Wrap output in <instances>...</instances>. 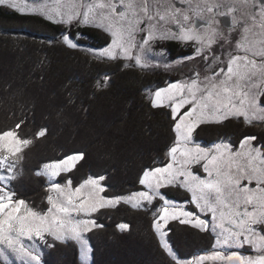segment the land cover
Instances as JSON below:
<instances>
[{
  "label": "snow or ice",
  "instance_id": "obj_1",
  "mask_svg": "<svg viewBox=\"0 0 264 264\" xmlns=\"http://www.w3.org/2000/svg\"><path fill=\"white\" fill-rule=\"evenodd\" d=\"M181 2L188 7H177L175 0H0V6L18 14L39 15L66 29L91 26L101 30L106 35L100 49L86 46L81 32L62 30L58 41L98 59L130 61L124 67L142 71L158 67L170 71L193 60L203 62L205 68L202 74L193 67L191 75L152 93L153 108L170 109L174 141L162 166L141 170L138 182L145 190L129 196L104 195L106 177L99 174L89 175L75 187L71 175L57 182L62 174L87 162L89 153L80 148L44 163L36 172L48 180L47 208L38 210L17 198L13 187L24 150L33 141L18 135L21 124L0 132V257L6 262L14 256L21 264H41V246H52L48 237L77 241L87 261L91 249L85 233L103 227L92 214L129 204L133 209L152 206V226L160 246L177 264H264V0H205L195 9L189 0ZM222 8L227 11H219ZM226 14L232 16L228 32H236L238 38L219 29L218 16ZM197 19L204 23L198 26ZM166 41L191 45L192 51L169 62L166 49H154ZM218 43L219 52L213 48ZM107 84V76L97 81V87ZM74 95L69 90L64 103L74 105ZM56 115L65 122L63 108ZM233 122L244 129L238 146L226 134L210 146L195 139L206 126L227 128ZM257 127L261 131H250ZM47 132L48 128H41L36 136L45 137ZM170 188L183 189L190 198L169 199L162 189ZM157 200L162 202L158 208ZM188 205L195 210H188ZM174 221L211 232L213 250L180 261L169 243ZM117 227L126 231L130 226L120 223ZM245 247L254 254L239 251Z\"/></svg>",
  "mask_w": 264,
  "mask_h": 264
},
{
  "label": "trees",
  "instance_id": "obj_2",
  "mask_svg": "<svg viewBox=\"0 0 264 264\" xmlns=\"http://www.w3.org/2000/svg\"><path fill=\"white\" fill-rule=\"evenodd\" d=\"M62 30L66 27L41 16L18 14L0 6V132L21 124L18 135L33 141L24 150L13 187L17 198L38 210L47 207V177L36 175L44 163L85 148L87 162H80L57 181L71 175L75 186L89 175H104L105 195H125L142 189L138 182L141 170L164 161L174 141L170 109L153 108L146 93L151 86L165 84L171 75L124 67L123 60L94 58L80 49L67 48L59 39L50 44L47 37H58ZM77 32L84 34V42L88 38L95 43L105 41L106 34L93 27H78L72 34ZM183 53L177 49L173 55ZM105 76L107 87H97V81L103 82ZM69 90L75 93L74 105L64 103ZM60 108L65 111V122L57 118ZM45 127L46 136H36ZM243 130L237 122L227 128L206 126L195 139L207 146L226 134L236 146ZM162 191L178 202L190 198L183 189ZM152 209L121 204L92 214L103 227L86 233L92 250L90 264H177L160 246L152 226ZM120 223H127L129 229L119 230ZM171 225L169 243L178 258L212 248L215 240L211 232L175 221ZM48 242L52 246H44L42 264H86L74 241L48 237ZM0 264L11 262L0 260Z\"/></svg>",
  "mask_w": 264,
  "mask_h": 264
},
{
  "label": "flooded vegetation",
  "instance_id": "obj_3",
  "mask_svg": "<svg viewBox=\"0 0 264 264\" xmlns=\"http://www.w3.org/2000/svg\"><path fill=\"white\" fill-rule=\"evenodd\" d=\"M203 1V0H202ZM153 2H155V0H153ZM162 2H166V0H162ZM216 2H230V0H217ZM175 3H176V6L177 7H181V8H186L188 7V4L186 3H182L181 0H175ZM205 3V0L201 3V6ZM196 7H194L193 9H195ZM219 11H227L226 9H220ZM227 17L228 19V23L229 25H225L224 24V19ZM218 20L220 21L219 25L222 27V29H224L225 31H228V29L231 27V21H232V16L231 15H223V16H218ZM204 23V21L200 20V19H197L196 20V24L199 26L200 24ZM87 27H91V26H87ZM172 27L175 29L176 26L175 25H172ZM78 27H73L71 29H66L67 31H70L71 33H73ZM61 34L58 36V37H52V36H48V37H51L52 39L51 40H58L60 38ZM237 36V35H236ZM47 37V39H48ZM84 42V41H83ZM94 43V44H92ZM84 44L86 46H89V47H92V48H95V49H100L102 47L105 46V41L102 40V42L100 43H95L93 42L90 38L87 39V41L84 42ZM174 45V46H173ZM154 49L156 51H160L161 49H166L167 50V54H168V57H169V60H175L179 57H183V56H186L188 55L191 51H192V47L191 45L189 46H185L184 44L180 43V42H177V41H166L164 43H160V44H156L154 45ZM181 50L183 51L184 53L183 54H178V55H173L174 52H176V50ZM102 60H106V59H102ZM132 63V62H131ZM180 66H183L180 65ZM193 67H197L196 65H192V68ZM139 68V67H138ZM149 71V70H147ZM151 71H160L162 74H169L171 75V78H169V82L175 80V76L173 74V72H169V71H165L163 67H158V68H155ZM192 72L190 69H185L183 67V76L182 78H184V75H191ZM180 77V76H179ZM179 77L176 76V80L179 79ZM166 81V83L168 82ZM164 84H157V85H154V86H151L149 89L153 88L155 90V88L159 87V86H163ZM218 141V140H217ZM215 141V142H217ZM214 142H212L211 144H213ZM210 144V145H211ZM238 146V144L236 145ZM254 186V185H253ZM237 250V249H236ZM239 251H241L243 254H254L251 252L250 249H248L247 247H245L244 249H239Z\"/></svg>",
  "mask_w": 264,
  "mask_h": 264
},
{
  "label": "rangeland",
  "instance_id": "obj_4",
  "mask_svg": "<svg viewBox=\"0 0 264 264\" xmlns=\"http://www.w3.org/2000/svg\"><path fill=\"white\" fill-rule=\"evenodd\" d=\"M204 1V0H203ZM202 0H189V2L191 3V5H192V7L194 8V7H196L197 5H201V3L203 2ZM217 0H208V2L209 3H215ZM29 2H31V0H29ZM35 15V14H34ZM37 16H39V15H37ZM219 27V29L220 30H222L224 33H225V35H227V36H229L230 38L231 37H236V38H238L236 35H237V33L236 32H232V33H229L228 31H225L224 29H222V27L219 25L218 26ZM23 34H26V33H23ZM222 42V41H221ZM230 43H232L233 44V46H234V39H230ZM213 48H214V50H216L217 52H219V43L217 44V45H214L213 46ZM81 50V49H80ZM83 52H85V53H87L86 51H84V50H82ZM156 51V50H155ZM158 52V51H157ZM87 54H89V53H87ZM90 55V54H89ZM92 56V55H91ZM94 57V56H93ZM94 58H96V57H94ZM173 61V60H172ZM123 62H124V64L125 63H131L130 61H124L123 60ZM155 62V61H154ZM169 62H171V60H169ZM192 65H196L197 67H198V69L202 72V74H203V72L205 71V68H204V64H203V62H201V61H199V60H193V61H191V62H187L186 64H183V66H180V65H176L172 70H170L169 72H173V74H174V76H175V80H176V76L177 77H179V79H182V76H183V67L185 68V69H190V70H192L193 68H192ZM146 70H149V71H151V70H153V69H146ZM174 81V80H173ZM169 82V81H168ZM167 82V83H168ZM108 83H109V81H108ZM167 83H165L163 86H159V87H165L166 85H167ZM158 88V87H157ZM157 88H155V90L157 89ZM154 92V89L153 88H151V89H147L146 90V93H147V96L149 97V99L151 98V96H152V93ZM171 146V145H170ZM207 146H210V145H207ZM167 159V158H166ZM166 159L164 160V161H161V162H158L156 165H154V166H162L163 165V162H166ZM51 162V161H50ZM86 179V178H85ZM84 180V179H83ZM82 180V181H83ZM81 181V182H82ZM58 182V181H57ZM63 182H65V181H63ZM63 182H60V183H63ZM80 182V183H81ZM75 186H78V184L77 185H75ZM75 186H73V187H75ZM45 187H46V189H47V184L45 185ZM143 190H145L144 189V187L142 186V189H139V190H136V191H133V192H130V193H127V194H125V195H119V196H129V195H131L132 193H134V192H137V191H143ZM104 195H105V193H103ZM47 195H48V192H47ZM47 195H46V197H45V199H46V201H47ZM189 196H190V194H189ZM175 201V200H174ZM154 202H156V201H154ZM157 202H158V205H155L157 208L159 207V204L160 203H162V202H160V201H158L157 200ZM178 202V201H177ZM127 205H129V204H127ZM129 206H131V205H129ZM146 207H150V206H146ZM47 208V207H46ZM46 208L44 209V210H46ZM187 208H188V210H195L194 209V206L193 205H188L187 206ZM152 212H153V209H152V211H151V214H152ZM153 215V214H152ZM92 219H94L93 217H92ZM85 239L87 240V242H88V247L91 249V247H90V243H89V241H88V239H87V236H86V233H85ZM67 241H69V240H67ZM72 241H74V240H72ZM76 244H77V247H78V249H79V257H80V260L83 262V263H86V264H90L91 263V261H92V250L89 252V254H88V260L87 261H84L83 259H82V257H81V245H80V243H78L77 241H74ZM215 242V241H214ZM44 246H41V248H40V254H42L43 253V251H44ZM213 250V246H212V248L210 249V250H208V251H206V252H200V253H198V254H196V255H194L193 257H190V258H178L180 261H191L194 257H197V256H201V255H205V254H208V253H210L211 251ZM231 250H236V249H230L229 251H231ZM0 260H2L3 262H6L5 260H4V258L3 257H0ZM9 260L10 261H8V262H6V263H10V262H16L17 264H21V262L19 261V260H16V258L14 257V256H10L9 257ZM41 264H42V261H41Z\"/></svg>",
  "mask_w": 264,
  "mask_h": 264
},
{
  "label": "water",
  "instance_id": "obj_5",
  "mask_svg": "<svg viewBox=\"0 0 264 264\" xmlns=\"http://www.w3.org/2000/svg\"><path fill=\"white\" fill-rule=\"evenodd\" d=\"M225 25H229L227 17L223 20ZM49 40H51V37H48Z\"/></svg>",
  "mask_w": 264,
  "mask_h": 264
}]
</instances>
